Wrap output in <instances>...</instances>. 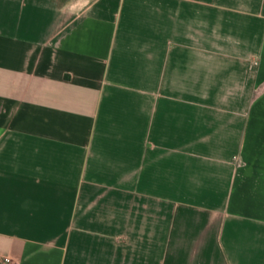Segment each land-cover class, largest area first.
<instances>
[{
    "label": "crops",
    "instance_id": "obj_1",
    "mask_svg": "<svg viewBox=\"0 0 264 264\" xmlns=\"http://www.w3.org/2000/svg\"><path fill=\"white\" fill-rule=\"evenodd\" d=\"M264 264V0H0V257Z\"/></svg>",
    "mask_w": 264,
    "mask_h": 264
},
{
    "label": "built area",
    "instance_id": "obj_2",
    "mask_svg": "<svg viewBox=\"0 0 264 264\" xmlns=\"http://www.w3.org/2000/svg\"><path fill=\"white\" fill-rule=\"evenodd\" d=\"M0 264H13V260L10 256L0 257Z\"/></svg>",
    "mask_w": 264,
    "mask_h": 264
}]
</instances>
